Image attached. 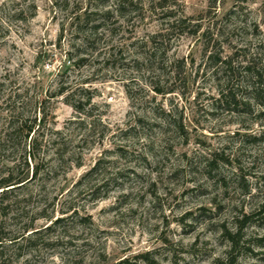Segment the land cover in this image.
Returning <instances> with one entry per match:
<instances>
[{"label": "rangeland", "instance_id": "1", "mask_svg": "<svg viewBox=\"0 0 264 264\" xmlns=\"http://www.w3.org/2000/svg\"><path fill=\"white\" fill-rule=\"evenodd\" d=\"M23 101L2 264H264V0H0V138Z\"/></svg>", "mask_w": 264, "mask_h": 264}, {"label": "trees", "instance_id": "2", "mask_svg": "<svg viewBox=\"0 0 264 264\" xmlns=\"http://www.w3.org/2000/svg\"><path fill=\"white\" fill-rule=\"evenodd\" d=\"M19 5L18 3H16ZM19 8V7H18ZM4 13L5 6L1 9ZM24 14H26V11L24 8L16 9V11H13L12 14L8 13L9 16H22V20H25L28 22L27 17H24ZM228 68H231V65L227 66ZM65 92V90H63ZM91 99H88L87 102H90ZM43 102V101H42ZM28 105V101H23L19 105L17 102H14L10 105L8 113L10 114V117L7 118L8 122V128L5 130V134L3 138H0V146L4 144H13L14 140L16 138L21 137L22 134H24V139L26 140V164L28 167H30V163L28 159L37 161V154H36V148L38 146V139H34V135L36 132V126H41V124L46 122V117H40V122L38 124V117H36L34 120L24 117L23 110L26 109ZM75 108L78 110L81 108V104L75 105ZM22 110V111H21ZM31 138V141L28 143V140ZM29 147V151H27V148ZM35 172L33 171V176H38L39 174V164L35 167ZM30 169L26 176L24 177H17L13 174H9L6 176L0 175V218H3V216H7L6 209L10 208L9 203L6 204V197L7 195L15 190L16 188H20L24 186L27 182H30ZM50 218V217H49ZM52 218V217H51ZM50 218V219H51ZM62 218H57L55 220V224H58L62 221ZM34 229L33 223L25 226L23 233L21 237L12 236L10 233H5L3 229L0 227V264L4 263L6 261V252L5 250L10 247V245L16 244L19 240V238L27 239L30 238V236L34 233H37L38 231H34L32 233H29L30 230ZM27 236V237H26ZM135 264V263H132Z\"/></svg>", "mask_w": 264, "mask_h": 264}]
</instances>
